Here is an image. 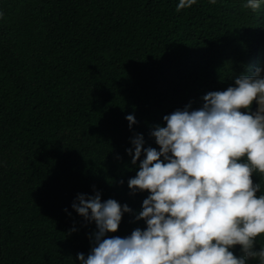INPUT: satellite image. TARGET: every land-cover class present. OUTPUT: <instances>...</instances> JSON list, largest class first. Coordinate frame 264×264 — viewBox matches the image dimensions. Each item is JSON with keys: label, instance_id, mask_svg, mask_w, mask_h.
Returning <instances> with one entry per match:
<instances>
[{"label": "trees", "instance_id": "1", "mask_svg": "<svg viewBox=\"0 0 264 264\" xmlns=\"http://www.w3.org/2000/svg\"><path fill=\"white\" fill-rule=\"evenodd\" d=\"M178 2L0 0V264L87 258L96 227L72 209L78 194L131 209L107 235L143 230L148 193L128 189L130 140L159 150L150 132L163 116L264 68V0L256 11ZM252 180L264 194V175Z\"/></svg>", "mask_w": 264, "mask_h": 264}, {"label": "clouds", "instance_id": "2", "mask_svg": "<svg viewBox=\"0 0 264 264\" xmlns=\"http://www.w3.org/2000/svg\"><path fill=\"white\" fill-rule=\"evenodd\" d=\"M195 3L179 0L177 11ZM261 3L243 6L256 11ZM233 83L206 93L198 108L163 116L164 126L150 132L159 150L144 147L142 134L130 140L126 153L139 165L128 189L148 193L135 214L143 230L107 235L131 209L111 198L102 202L98 192L77 195L72 209L96 227L87 258L77 254L79 264H264V245L254 248L264 236V194L257 195L261 186L252 180L264 175V68ZM125 120L130 129L136 123L133 114ZM237 245L239 256L232 251Z\"/></svg>", "mask_w": 264, "mask_h": 264}]
</instances>
